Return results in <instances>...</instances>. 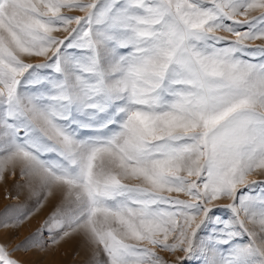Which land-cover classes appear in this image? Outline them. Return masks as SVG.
<instances>
[{"label": "snow or ice", "instance_id": "snow-or-ice-1", "mask_svg": "<svg viewBox=\"0 0 264 264\" xmlns=\"http://www.w3.org/2000/svg\"><path fill=\"white\" fill-rule=\"evenodd\" d=\"M254 40L264 0H0V177L18 169L39 206L58 194L50 243L82 234L95 264H166L157 248L264 264ZM44 228L0 243V264H22L12 253Z\"/></svg>", "mask_w": 264, "mask_h": 264}, {"label": "rangeland", "instance_id": "rangeland-1", "mask_svg": "<svg viewBox=\"0 0 264 264\" xmlns=\"http://www.w3.org/2000/svg\"><path fill=\"white\" fill-rule=\"evenodd\" d=\"M66 11H68V13L72 15H82L79 10ZM256 14L258 13H252V15ZM237 19H243V17H237ZM217 34L229 36L228 33L224 32H219ZM246 43L250 47H255L258 45H264V40L247 41ZM25 59L26 61L31 59V62H40L43 58ZM248 179L257 181L264 180V170H257L252 175H250ZM2 183H4V177H0V186L2 185ZM23 183L24 180L19 175L16 178L10 179V183L9 185H7L6 189L3 188L2 190H0V223L7 222L9 225L7 228L0 226V243L5 244L9 249L18 244L20 241L34 234L37 236V238H41L39 235L40 230L44 228L45 221L54 211L55 206L59 204L58 202H48V205H46L47 201L44 202L43 206L46 205L45 208L49 207V209H46L47 212L44 213L42 220H40L41 222L39 224L36 223L37 225H35L33 230H29V228H26L28 223L31 220H36V218L34 217H36L37 214H40L43 206H39L37 198L34 195L31 196L32 198L28 196L32 199L30 201H28L29 199L27 200V198L20 199V197H18V194L23 187ZM29 194L31 193L29 192ZM181 198L186 197L181 196ZM229 202L230 201L226 198H221L218 201H214L213 205H210V207L214 205H226ZM19 211H24L26 214L31 213V215L28 216V219H26L23 224L14 225L12 224L9 217L14 216V214ZM223 213L224 209L222 207L216 209L215 214L221 215ZM42 241V247L32 248L27 251L21 250L18 252H14L12 253L13 257L20 260L22 264H47L48 260L45 258V253L53 255L52 257H50L51 260H53V257L58 258H55L57 260L55 264H95L97 260L92 247L89 245L87 239L82 234H73L70 237H66L63 240H60L58 244H52L49 241L47 229L44 228ZM62 243H64V245L68 244L69 250L67 248V250L65 248H61L60 250H58L59 252H57L56 248ZM155 251L157 252V255L162 257L166 264H200V257L198 255L190 258H184L183 253H169L159 248L155 249ZM178 257L180 259H178ZM98 259L101 261L104 259V255L102 252Z\"/></svg>", "mask_w": 264, "mask_h": 264}, {"label": "bare ground", "instance_id": "bare-ground-1", "mask_svg": "<svg viewBox=\"0 0 264 264\" xmlns=\"http://www.w3.org/2000/svg\"><path fill=\"white\" fill-rule=\"evenodd\" d=\"M18 176H19V170L18 169L16 170L15 174L13 173V171L11 169L5 171L3 176H2V177H4V183H2V185H1L2 187L0 186V190H2L3 188L6 189L7 185H9V183H10V179L16 178ZM2 182H3V180H2ZM23 185H24V183H23ZM29 192H30V190L28 189V187L27 186H23L21 191L19 192V194L18 193L17 194L19 195L18 197H20V199H26L27 198V200L29 199L28 201H30V200H32L31 196H33V195L29 194ZM28 196H30L31 198H29ZM48 202H50V203L58 202L59 203L60 202V196L58 194H54V196H52V197H50L48 199V201L46 202V205H48L47 204ZM45 206H43V209L41 210L40 214H37L36 217H34V218H36V220H31L28 223L26 228H29V230H33L35 225H37V224H39L41 222L40 220H42V218L44 216V213L47 212L46 209L47 208L49 209V207L45 208ZM67 243H70V242H67ZM66 245H64V243H62L61 245H58V247L56 246L57 247L56 248L57 252H59L58 250H60L61 248H65V249L67 248L69 250L68 244H66ZM62 250H64V249H62ZM52 256H53L52 254L45 253V258L48 260L47 264H53V263L55 264V262H57L56 259H58V258L53 257V260H51L50 257H52Z\"/></svg>", "mask_w": 264, "mask_h": 264}]
</instances>
